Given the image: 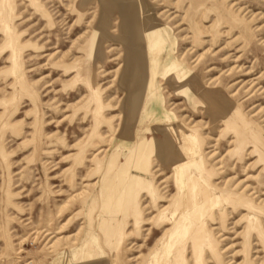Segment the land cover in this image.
Listing matches in <instances>:
<instances>
[{
	"label": "rangeland",
	"instance_id": "1",
	"mask_svg": "<svg viewBox=\"0 0 264 264\" xmlns=\"http://www.w3.org/2000/svg\"><path fill=\"white\" fill-rule=\"evenodd\" d=\"M0 264H264V0H0Z\"/></svg>",
	"mask_w": 264,
	"mask_h": 264
},
{
	"label": "bare ground",
	"instance_id": "2",
	"mask_svg": "<svg viewBox=\"0 0 264 264\" xmlns=\"http://www.w3.org/2000/svg\"><path fill=\"white\" fill-rule=\"evenodd\" d=\"M141 11L139 12V16L140 14L143 13V8H140ZM136 19H126L124 18V20H122V23L120 24L121 26V31L123 32V35H124V42L126 45V48L128 50H135L137 49L136 45H138L139 43H136L137 42V39H138V29L140 28L141 24L139 22H137V26L135 27V29L131 28V24L132 22H135ZM151 18L148 17V19L142 24L144 25L143 26V31L144 32H147L149 29L151 28H154L153 27V24L151 22ZM130 26V27H128ZM104 28L102 27V30ZM131 29V30H129ZM207 29V28H206ZM144 34V33H143ZM152 37V35L150 36V38ZM142 42H144V45L146 47V51H147V56L149 54V51L150 52H153L152 53V58L147 61L148 65H149V71L151 73V76H150V82H149V88L150 87H153L155 84H154V79H155V76L157 74V68H158V58H159V49H157L156 47V42L153 41V40H149L148 38H142ZM126 49V50H127ZM137 52V51H136ZM129 57L132 59V57L129 55ZM141 60V58H140ZM140 60H137V66L140 68H142L143 66V69H145V65H143L142 63H140L141 61ZM150 65L152 67H150ZM168 71L167 73H165L163 71V74L166 76V74H170V70L169 68H167ZM142 78H140V82L135 85L137 89H141L142 88V82L143 80H141ZM147 127V126H146ZM144 128L136 137L135 141H134V145L132 147V150H131V153H134L136 150L138 149H141L142 152L144 153L146 150V148H148V144L145 142V138H149L150 136H154V139L156 140V138H163L165 137L166 135L168 136H171L172 135V129L170 127V124H166V126L163 128V129H160L158 127H156V125H151V126H148V128ZM171 134V135H170ZM172 138V137H171ZM165 146V145H163ZM144 159H141L140 161H143ZM137 162V164H139V162ZM137 170H142L141 167H140V164L139 166L137 167ZM198 183V182H197ZM182 188H184V191H183V194L188 198L187 200V207L189 209V207L191 206L190 204V198H200L204 201V207H210L212 206L213 202L216 200V199H213V200H209L208 199V194L205 192L206 190L204 189L203 185L198 183V184H191L190 186L189 185H185L182 186L180 181L178 183V190L181 191ZM186 198V199H187ZM175 222H178L180 221L181 217L179 215H175Z\"/></svg>",
	"mask_w": 264,
	"mask_h": 264
},
{
	"label": "crops",
	"instance_id": "3",
	"mask_svg": "<svg viewBox=\"0 0 264 264\" xmlns=\"http://www.w3.org/2000/svg\"><path fill=\"white\" fill-rule=\"evenodd\" d=\"M128 1V0H127ZM135 22H136V20H135ZM135 25V26H134ZM133 25V28L135 29V27L137 26V22H136V24H134ZM131 26V28H132V24L130 25ZM130 26H128V27H130ZM132 28V29H133ZM129 30H131V29H129ZM144 33H148V35H144L143 36V38H144V40H145V38H148L150 41L151 40H153V41H155V37H158V35H155L157 32L155 31V28H151V29H149L147 32H144ZM152 35V37L150 38V36ZM155 36V37H154ZM143 40V39H142ZM158 40H159V38H158ZM156 42V41H155ZM148 64V63H147ZM147 64L145 65V67H147ZM167 68H169V70H170V73H173V72H175L174 70H175V67H174V64H170L169 66H167L166 67V69H165V73H167V71H168V69ZM145 70V69H144ZM146 73H147V75H146ZM177 74V73H176ZM179 74V73H178ZM163 75V77H165V75L164 74H162ZM167 75L168 74H166V77H167ZM145 76H146V78H147V81L145 82H142V88H143V92H144V88L147 90V92H148V94H151V92L153 91V89H155V85L153 86V87H150L149 88V82H150V76H151V73H150V71H149V69L147 70V72H145ZM145 78V79H146ZM176 78H174V81H173V83L175 84V81H177V80H175ZM142 80H143V78H142ZM155 80V79H154ZM155 82V81H154ZM145 86V87H144ZM184 87H185V84L183 85ZM180 87H182V86H180ZM129 88V90L128 91H130L131 89H130V86L128 87ZM133 88H135V87H133ZM141 88V89H142ZM138 90V89H137ZM146 100V99H145ZM144 104H145V102H144ZM170 127H171V129L173 130V128H172V126L170 125ZM171 135V134H170ZM172 137V138H171ZM191 137H189V135H187V132L184 130V128H181V129H179L178 130V136L177 135H175L174 133H173V131H172V135L171 136H168V135H166L165 137H163V138H156V140L154 139V136H150L149 138H145V142L148 144V148H146L145 150V152H144V154L148 151V150H150V143L151 142H154L155 143V145L157 146V148H159L160 150H163V151H165L167 154L169 153H171V151H173V144L175 143V142H179V144H181L180 145V147H184L185 149H187L188 151H191V150H193L194 149V147H192V141H191V139H190ZM136 139V138H135ZM135 139H134V141H135ZM163 145H165V146H163ZM142 159H144L143 161H140L139 162V164H140V167H141V169L143 168V167H145V165H146V159H145V156L143 155V157H142ZM137 171H139L141 174H143L144 173V170L142 169V170H137ZM142 176V175H141ZM200 183V184H202L203 185V187H204V189H205V186H204V184L199 180V177H196V175H192L191 177H190V179L187 181V183H186V185H191V184H193V185H195V184H198V183ZM180 221H182V219H180ZM176 233H178V234H180V233H182V232H177L176 231ZM177 234V235H178ZM174 249V248H173ZM175 249H177V247H175ZM174 249V250H175Z\"/></svg>",
	"mask_w": 264,
	"mask_h": 264
}]
</instances>
